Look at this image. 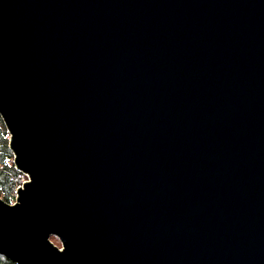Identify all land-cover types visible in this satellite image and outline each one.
<instances>
[{
  "label": "water",
  "instance_id": "95a60500",
  "mask_svg": "<svg viewBox=\"0 0 264 264\" xmlns=\"http://www.w3.org/2000/svg\"><path fill=\"white\" fill-rule=\"evenodd\" d=\"M0 114L18 264H264V0H0Z\"/></svg>",
  "mask_w": 264,
  "mask_h": 264
},
{
  "label": "trees",
  "instance_id": "16d2710c",
  "mask_svg": "<svg viewBox=\"0 0 264 264\" xmlns=\"http://www.w3.org/2000/svg\"><path fill=\"white\" fill-rule=\"evenodd\" d=\"M10 133L0 114V197L11 202L15 199V191L23 184L27 176L17 169L14 163V153L10 148ZM57 240L55 236L51 238ZM0 264H18L11 258L0 253Z\"/></svg>",
  "mask_w": 264,
  "mask_h": 264
},
{
  "label": "rangeland",
  "instance_id": "374dc122",
  "mask_svg": "<svg viewBox=\"0 0 264 264\" xmlns=\"http://www.w3.org/2000/svg\"><path fill=\"white\" fill-rule=\"evenodd\" d=\"M25 175H27V174H25ZM29 179V177H28V175L23 179V182H25L26 180H28ZM16 192V191H15ZM15 202V199L13 200V201H11V202H8V203H10V204H13ZM53 242L56 244V245H58L59 247H61L62 246V244H61V242L57 239V240H53Z\"/></svg>",
  "mask_w": 264,
  "mask_h": 264
},
{
  "label": "built area",
  "instance_id": "2783aa9c",
  "mask_svg": "<svg viewBox=\"0 0 264 264\" xmlns=\"http://www.w3.org/2000/svg\"><path fill=\"white\" fill-rule=\"evenodd\" d=\"M16 195H17V192H15V202H16V197H17ZM15 202H14V203H15Z\"/></svg>",
  "mask_w": 264,
  "mask_h": 264
}]
</instances>
